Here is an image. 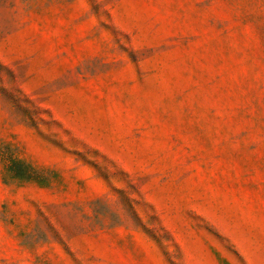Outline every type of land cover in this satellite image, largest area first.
<instances>
[{"label": "rangeland", "instance_id": "374dc122", "mask_svg": "<svg viewBox=\"0 0 264 264\" xmlns=\"http://www.w3.org/2000/svg\"><path fill=\"white\" fill-rule=\"evenodd\" d=\"M0 264H264V0H0Z\"/></svg>", "mask_w": 264, "mask_h": 264}]
</instances>
